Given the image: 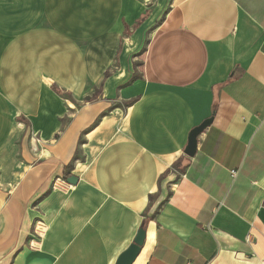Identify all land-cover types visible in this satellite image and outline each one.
Returning <instances> with one entry per match:
<instances>
[{
	"label": "crops",
	"instance_id": "1",
	"mask_svg": "<svg viewBox=\"0 0 264 264\" xmlns=\"http://www.w3.org/2000/svg\"><path fill=\"white\" fill-rule=\"evenodd\" d=\"M140 228L132 264H264V0H0V264Z\"/></svg>",
	"mask_w": 264,
	"mask_h": 264
},
{
	"label": "water",
	"instance_id": "2",
	"mask_svg": "<svg viewBox=\"0 0 264 264\" xmlns=\"http://www.w3.org/2000/svg\"><path fill=\"white\" fill-rule=\"evenodd\" d=\"M212 121V116L203 120L199 125L193 127L188 134L187 144L184 149V154L188 157H192L195 154L197 147V138L199 134L210 125ZM78 178L75 175L70 174L66 178V182L74 185L77 183ZM145 239V231L143 228H140L133 239L132 243L123 250L115 264H132L137 255L140 252L141 246L143 245Z\"/></svg>",
	"mask_w": 264,
	"mask_h": 264
},
{
	"label": "built area",
	"instance_id": "3",
	"mask_svg": "<svg viewBox=\"0 0 264 264\" xmlns=\"http://www.w3.org/2000/svg\"><path fill=\"white\" fill-rule=\"evenodd\" d=\"M231 174H232V176H235V175L237 174V170L232 169V170H231ZM52 187H53V188H58V189H61V190L66 191V190H68L69 188H71L72 185L69 184V183H67L66 180L63 179L62 177H56V178L53 180V182H52ZM43 226H44L43 224H38V223H37V225H36V227H35V230H36V233H37L38 235H40L41 233H43V229H44ZM263 262H264V260H263Z\"/></svg>",
	"mask_w": 264,
	"mask_h": 264
},
{
	"label": "trees",
	"instance_id": "4",
	"mask_svg": "<svg viewBox=\"0 0 264 264\" xmlns=\"http://www.w3.org/2000/svg\"><path fill=\"white\" fill-rule=\"evenodd\" d=\"M70 169H71V165L67 166V168L65 169L64 174L62 176L63 179L67 178V176L69 175Z\"/></svg>",
	"mask_w": 264,
	"mask_h": 264
},
{
	"label": "rangeland",
	"instance_id": "5",
	"mask_svg": "<svg viewBox=\"0 0 264 264\" xmlns=\"http://www.w3.org/2000/svg\"><path fill=\"white\" fill-rule=\"evenodd\" d=\"M149 30H147L145 33H144V36L142 35V38H144V42H145V39L147 38V36H148V34H149V32H148ZM143 42V43H144ZM137 52H139L140 53V50L139 51H137Z\"/></svg>",
	"mask_w": 264,
	"mask_h": 264
}]
</instances>
